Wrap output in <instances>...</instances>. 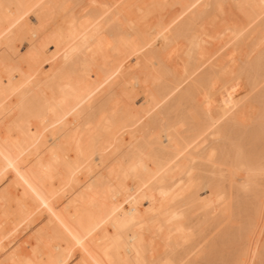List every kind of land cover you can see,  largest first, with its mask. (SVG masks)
Returning <instances> with one entry per match:
<instances>
[{
  "label": "bare ground",
  "instance_id": "bare-ground-1",
  "mask_svg": "<svg viewBox=\"0 0 264 264\" xmlns=\"http://www.w3.org/2000/svg\"><path fill=\"white\" fill-rule=\"evenodd\" d=\"M218 259L264 264V0H0V264Z\"/></svg>",
  "mask_w": 264,
  "mask_h": 264
},
{
  "label": "rangeland",
  "instance_id": "rangeland-1",
  "mask_svg": "<svg viewBox=\"0 0 264 264\" xmlns=\"http://www.w3.org/2000/svg\"><path fill=\"white\" fill-rule=\"evenodd\" d=\"M51 50H53V48H51V49H50V50H48V51H51ZM143 100H144V99H143ZM143 100H142V101H143ZM227 252H228V253H229V252H230V253H233V252H234V250L227 249V251H226V252H224V254H225V258H226ZM223 260L225 261V259H218V261H217V264H225ZM226 264H227V263H226ZM256 264H261V263H260V261H257V263H256Z\"/></svg>",
  "mask_w": 264,
  "mask_h": 264
},
{
  "label": "snow or ice",
  "instance_id": "snow-or-ice-1",
  "mask_svg": "<svg viewBox=\"0 0 264 264\" xmlns=\"http://www.w3.org/2000/svg\"><path fill=\"white\" fill-rule=\"evenodd\" d=\"M29 264H31V262H29ZM137 264H148L147 261H137Z\"/></svg>",
  "mask_w": 264,
  "mask_h": 264
}]
</instances>
